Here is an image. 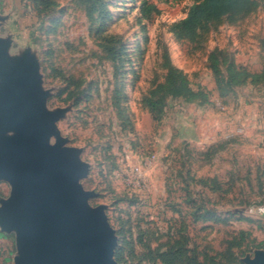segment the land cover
Returning a JSON list of instances; mask_svg holds the SVG:
<instances>
[{
	"label": "rangeland",
	"instance_id": "rangeland-1",
	"mask_svg": "<svg viewBox=\"0 0 264 264\" xmlns=\"http://www.w3.org/2000/svg\"><path fill=\"white\" fill-rule=\"evenodd\" d=\"M196 1L0 0L8 73L35 56L56 113L52 143L61 137L88 164L81 184L114 230L115 264L264 255V83L224 87L231 64L264 70V0L178 38L172 25ZM166 59L206 95L158 93L152 110L145 99L165 82ZM11 193L0 179V207ZM18 255L15 229L0 224V264Z\"/></svg>",
	"mask_w": 264,
	"mask_h": 264
},
{
	"label": "water",
	"instance_id": "water-1",
	"mask_svg": "<svg viewBox=\"0 0 264 264\" xmlns=\"http://www.w3.org/2000/svg\"><path fill=\"white\" fill-rule=\"evenodd\" d=\"M7 56L0 46V179L12 186L0 224L16 231L15 264H115L114 230L81 184L88 164L61 137L52 143L56 113L46 109L35 56L9 73ZM248 264H264V255Z\"/></svg>",
	"mask_w": 264,
	"mask_h": 264
},
{
	"label": "trees",
	"instance_id": "trees-1",
	"mask_svg": "<svg viewBox=\"0 0 264 264\" xmlns=\"http://www.w3.org/2000/svg\"><path fill=\"white\" fill-rule=\"evenodd\" d=\"M249 0H197L188 9L184 18L172 25V30L178 38L193 39L198 28L205 21L220 17L228 12L237 10L248 3ZM155 7H148L146 12H150ZM167 69L164 83L158 84L147 97L146 103L152 109L156 110L160 100H154L158 93L163 95H172L186 97L189 100L198 99L206 94L203 91H195L189 86L187 74L172 65L167 59L165 62ZM264 83V70L258 73H251L247 70L237 68L231 64L228 69V75L225 78V89H232L236 85L246 83ZM220 88L224 93L225 89Z\"/></svg>",
	"mask_w": 264,
	"mask_h": 264
}]
</instances>
